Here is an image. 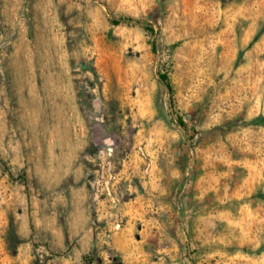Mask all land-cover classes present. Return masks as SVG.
<instances>
[{"label": "rangeland", "instance_id": "rangeland-1", "mask_svg": "<svg viewBox=\"0 0 264 264\" xmlns=\"http://www.w3.org/2000/svg\"><path fill=\"white\" fill-rule=\"evenodd\" d=\"M0 264H264V0H0Z\"/></svg>", "mask_w": 264, "mask_h": 264}, {"label": "trees", "instance_id": "trees-1", "mask_svg": "<svg viewBox=\"0 0 264 264\" xmlns=\"http://www.w3.org/2000/svg\"><path fill=\"white\" fill-rule=\"evenodd\" d=\"M130 19H131V17H122L121 19L115 20V22L124 21V20L127 21V20H130ZM161 79L164 82V84L170 89L171 88V84H170V81H169V78H168L167 74L163 73L161 75Z\"/></svg>", "mask_w": 264, "mask_h": 264}]
</instances>
